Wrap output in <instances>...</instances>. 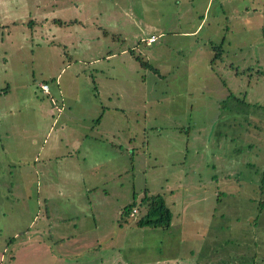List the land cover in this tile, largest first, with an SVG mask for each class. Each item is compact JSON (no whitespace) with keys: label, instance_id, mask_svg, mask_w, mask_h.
I'll use <instances>...</instances> for the list:
<instances>
[{"label":"rangeland","instance_id":"obj_1","mask_svg":"<svg viewBox=\"0 0 264 264\" xmlns=\"http://www.w3.org/2000/svg\"><path fill=\"white\" fill-rule=\"evenodd\" d=\"M0 264H264V0H0Z\"/></svg>","mask_w":264,"mask_h":264},{"label":"trees","instance_id":"obj_2","mask_svg":"<svg viewBox=\"0 0 264 264\" xmlns=\"http://www.w3.org/2000/svg\"><path fill=\"white\" fill-rule=\"evenodd\" d=\"M219 55L220 49L217 48L214 60L217 59ZM134 208L137 209V213L134 217L136 218L135 224L138 227H168L171 223L172 216L170 210L160 194L145 195L139 201H136L134 195L133 201L126 205L121 212L122 214H129ZM142 208H144V211H142Z\"/></svg>","mask_w":264,"mask_h":264},{"label":"built area","instance_id":"obj_3","mask_svg":"<svg viewBox=\"0 0 264 264\" xmlns=\"http://www.w3.org/2000/svg\"><path fill=\"white\" fill-rule=\"evenodd\" d=\"M155 39H156V37H155L154 35H151V36H149V37L147 38V40H145V42H146L147 45H149V44H151L152 42H154ZM41 86H42L41 88H42L44 91H47V90H48V85H47V84L43 83ZM136 213H137V209L134 208L129 214L132 215V216H134Z\"/></svg>","mask_w":264,"mask_h":264},{"label":"crops","instance_id":"obj_4","mask_svg":"<svg viewBox=\"0 0 264 264\" xmlns=\"http://www.w3.org/2000/svg\"><path fill=\"white\" fill-rule=\"evenodd\" d=\"M151 35H152V34H151ZM151 35H150V36H151ZM153 35H154V34H153ZM152 43H153V42H152ZM152 43H151V44H152ZM149 45H150V44H149ZM121 53H125V50L121 51ZM48 89H49V87H48Z\"/></svg>","mask_w":264,"mask_h":264}]
</instances>
